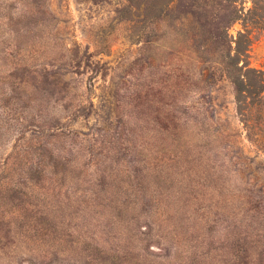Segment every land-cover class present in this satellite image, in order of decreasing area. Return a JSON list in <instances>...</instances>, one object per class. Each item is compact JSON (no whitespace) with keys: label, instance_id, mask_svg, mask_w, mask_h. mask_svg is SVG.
<instances>
[{"label":"rangeland","instance_id":"374dc122","mask_svg":"<svg viewBox=\"0 0 264 264\" xmlns=\"http://www.w3.org/2000/svg\"><path fill=\"white\" fill-rule=\"evenodd\" d=\"M0 264H264V0H0Z\"/></svg>","mask_w":264,"mask_h":264}]
</instances>
